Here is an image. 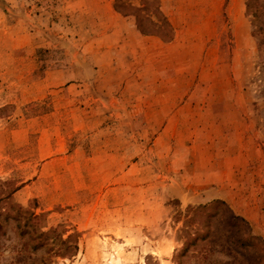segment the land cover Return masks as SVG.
<instances>
[{
    "label": "rangeland",
    "instance_id": "1",
    "mask_svg": "<svg viewBox=\"0 0 264 264\" xmlns=\"http://www.w3.org/2000/svg\"><path fill=\"white\" fill-rule=\"evenodd\" d=\"M110 1L0 0V181L77 246L37 247L10 220L0 264H264V0H115L175 39L144 53L159 88L180 75L169 129L115 95L126 57L108 71L91 53Z\"/></svg>",
    "mask_w": 264,
    "mask_h": 264
},
{
    "label": "crops",
    "instance_id": "2",
    "mask_svg": "<svg viewBox=\"0 0 264 264\" xmlns=\"http://www.w3.org/2000/svg\"><path fill=\"white\" fill-rule=\"evenodd\" d=\"M160 1L161 4L167 7L172 5V0ZM220 14H223V12H220ZM166 15H172V11L166 13ZM97 17L98 20L91 26L90 43L93 48L91 53L96 56L97 60H100L98 63L106 61L108 71L117 68V65L123 63L122 58L124 57L127 59L126 65L128 68L133 69V79L129 78L124 83L125 79L120 80L119 77H116L113 86V90L116 92L115 95L119 93V96H126V98L130 97L131 99L132 104L129 105L131 108L125 107L124 110L164 113V116L159 121L161 122L159 126L164 129L173 128L175 126L174 111L179 106L180 94L177 84L175 86L172 83L175 80H179V72L175 71V73L169 74L166 83L171 81V84H167L165 88H159L157 82H155L157 76V73H154L156 68L155 60L149 61V59H145L144 53H146L148 41L156 44L159 42L163 46L164 44H173L175 39L170 42H164L158 35L141 33L135 16L132 14L124 15L119 12L115 8V0L107 3V7H104V9H99ZM93 68L95 73L92 78H95L99 75L100 68L97 69L95 66ZM106 78L109 81L113 79L109 75ZM108 95L111 96L110 93ZM156 120L158 121V119ZM169 159L173 160V164L178 160L174 156Z\"/></svg>",
    "mask_w": 264,
    "mask_h": 264
},
{
    "label": "trees",
    "instance_id": "3",
    "mask_svg": "<svg viewBox=\"0 0 264 264\" xmlns=\"http://www.w3.org/2000/svg\"><path fill=\"white\" fill-rule=\"evenodd\" d=\"M143 6H145V3H142ZM159 4V3H158ZM115 8L121 12L124 15H128L129 13L125 12L123 9L117 6V2L115 4ZM160 9V6L158 7ZM137 18V25L141 33L146 35H158L161 37L164 41H170L173 39V36L164 37L163 35L158 34L155 31H147L145 30L140 22V19L138 15H136ZM169 27L171 25H168ZM171 28V27H170ZM11 181H0V232H4V223L10 220H14L18 222V227L21 230V234L29 233L32 235L37 242L35 243V246L43 247L49 243V240L51 236H54L55 241H60L62 246L67 249H76L77 246L70 243L72 235H70L68 238L63 239L61 236H58V230L57 228L50 229L48 231L43 230L41 226H39L40 223V216L36 215L34 212H31L30 210L24 209L19 203H16L13 200V194L19 190L21 187H11ZM8 187V188H6ZM217 203L226 204L223 201H218ZM235 219H240L242 222H246V219L234 215ZM257 237L252 235L249 239H256ZM262 240V239H260ZM263 241V240H262ZM246 241L243 243L245 244Z\"/></svg>",
    "mask_w": 264,
    "mask_h": 264
},
{
    "label": "water",
    "instance_id": "4",
    "mask_svg": "<svg viewBox=\"0 0 264 264\" xmlns=\"http://www.w3.org/2000/svg\"><path fill=\"white\" fill-rule=\"evenodd\" d=\"M77 62L85 68V73L87 76L92 77L94 74V70L93 67L91 65H89V63L87 61H84L82 59L77 58ZM214 193L212 190L206 191L204 194H198V195H190V194H184L182 196V198L184 200H191L192 202H207L209 201L211 198H213Z\"/></svg>",
    "mask_w": 264,
    "mask_h": 264
}]
</instances>
